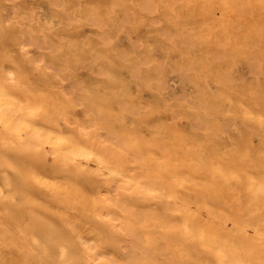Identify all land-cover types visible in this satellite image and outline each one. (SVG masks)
I'll use <instances>...</instances> for the list:
<instances>
[{"label":"clouds","instance_id":"obj_1","mask_svg":"<svg viewBox=\"0 0 264 264\" xmlns=\"http://www.w3.org/2000/svg\"><path fill=\"white\" fill-rule=\"evenodd\" d=\"M41 90L51 111L77 109L94 130H66L93 154L71 179L123 195L129 173H167L178 215L158 238L133 237L104 195L51 245L17 256L0 245V264H264V0H0V111ZM141 91L157 113L149 124L182 129L159 142L167 166L115 130L110 113L125 106L141 123ZM180 159L186 187L171 178Z\"/></svg>","mask_w":264,"mask_h":264},{"label":"bare ground","instance_id":"obj_2","mask_svg":"<svg viewBox=\"0 0 264 264\" xmlns=\"http://www.w3.org/2000/svg\"><path fill=\"white\" fill-rule=\"evenodd\" d=\"M144 36L139 34L136 39ZM123 93L121 87L109 99ZM138 94L142 101H149L143 103L142 111L136 116L141 123L135 124L129 119L132 109L125 106L110 113L113 121L120 125L115 130L126 134L129 141L140 138L146 148H152L145 155L158 162L165 160L164 165L167 166V150L162 152L159 142L163 138L182 135V129L178 126L173 129L168 120L149 124L148 121L157 113L152 110L150 98H145L143 91ZM29 106H43L48 116L45 117L43 112L30 116L27 111ZM76 110L63 111L62 117L53 116L54 112L47 106L42 90L32 95L15 96L4 106L3 123H0V245L8 246L10 256L19 255L17 249L32 241L53 244L63 231L64 222L87 218L89 205L100 201L104 195L110 198L115 196V199H111L112 203H104L113 223L118 228L122 224L128 232L131 227L133 237L142 233L146 240L158 238L161 231L175 226L178 211L175 197L164 178L167 173L157 176L154 172L146 171L145 176L151 177V184L148 185H145L144 176L129 173L127 179L132 182H126V191L118 196L115 190L107 194L90 192L80 182L81 178H70L71 164H65L50 154L53 144L47 140L49 134L53 139L56 136L67 137V129L76 127L79 131L80 127H85L83 121L88 114L77 116ZM37 129H40V136L44 140L37 139ZM79 146L88 151L83 145ZM36 149H40V152L37 153ZM190 175L184 160H177L171 177L177 185L186 187ZM137 183L148 187L149 191L141 194L136 190ZM107 186L111 187V181L107 182ZM116 199L119 200L118 204Z\"/></svg>","mask_w":264,"mask_h":264},{"label":"snow or ice","instance_id":"obj_3","mask_svg":"<svg viewBox=\"0 0 264 264\" xmlns=\"http://www.w3.org/2000/svg\"><path fill=\"white\" fill-rule=\"evenodd\" d=\"M28 114L30 116H36L39 113L43 112L45 114V117L48 116V113L46 112L45 108L43 106L40 107H31L29 106ZM55 117H62L64 115L63 111L61 109H57L53 114ZM0 123H3L2 118V111H0ZM93 129L91 127H80L79 128V134L82 137H89L93 134ZM36 137L39 140H44L42 136H40V129L36 130ZM47 142H50L53 144V149L50 154L55 155L58 159H60L65 164H74L78 159L82 158H88L91 159L93 154L86 151L84 148H81L79 144L75 143L73 138L70 136H56L54 139L51 134L48 136ZM66 149V151H65ZM37 153L40 152V149L35 150ZM165 160L159 161L160 165L165 164ZM119 174V173H117ZM124 184L131 183L132 181H129L127 177L123 178ZM145 185H148V177L144 176ZM38 182V181H37ZM136 190L139 191L141 194L149 191L148 187L141 186L139 183L136 184ZM119 194L117 193V196ZM108 203H112V200H108L105 198ZM116 203H119V200L116 199ZM133 229L130 227L129 233H133Z\"/></svg>","mask_w":264,"mask_h":264},{"label":"rangeland","instance_id":"obj_4","mask_svg":"<svg viewBox=\"0 0 264 264\" xmlns=\"http://www.w3.org/2000/svg\"><path fill=\"white\" fill-rule=\"evenodd\" d=\"M140 34H144L143 32H141ZM138 37L137 36H134L133 38L136 39ZM121 45L124 46V47H127L128 46V43H127V36H124L122 37V40H121ZM144 95V94H143ZM145 97V96H144ZM145 98H148V97H145Z\"/></svg>","mask_w":264,"mask_h":264}]
</instances>
